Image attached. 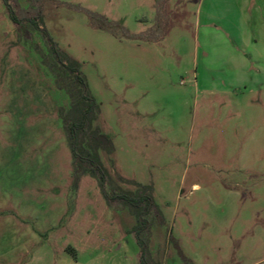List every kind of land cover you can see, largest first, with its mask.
Masks as SVG:
<instances>
[{
	"label": "rangeland",
	"instance_id": "1",
	"mask_svg": "<svg viewBox=\"0 0 264 264\" xmlns=\"http://www.w3.org/2000/svg\"><path fill=\"white\" fill-rule=\"evenodd\" d=\"M8 1L0 264H264V0Z\"/></svg>",
	"mask_w": 264,
	"mask_h": 264
},
{
	"label": "trees",
	"instance_id": "2",
	"mask_svg": "<svg viewBox=\"0 0 264 264\" xmlns=\"http://www.w3.org/2000/svg\"><path fill=\"white\" fill-rule=\"evenodd\" d=\"M7 11L9 12V16L11 18V20L13 22H18L17 18L15 17V14H14V11L12 9V6L9 4V1L8 0H2ZM32 24L38 26L37 22L35 20L32 21ZM78 83L80 85H83V81L78 78L77 79ZM76 115L77 116H74L73 118L76 119V121L73 122V120H69L67 119L65 122H66V130L68 131L69 133V137H70V148H71V151L73 153V156L76 160H81L84 162V159H82L81 157H79L78 153H77V132L79 130H82L85 125L87 124V120H88V116L89 114L87 112H83V111H77L76 112ZM88 155L90 156V154L88 153ZM91 164H94L92 161L90 162ZM82 164V163H81ZM93 171H97V168L94 167V170ZM132 203H134L135 205H137V207H140L142 203H145L147 202L148 203V209L151 207L150 204H149V200L147 199V197H141L137 200H134L132 201ZM145 215V214H144ZM146 221H142V224L140 227H138L134 233L135 237H136V241H137V244L138 246L140 247L141 249V264H148L147 263V251H146V247H145V244H144V241L142 239V233L146 230ZM68 251H70L71 253H74L73 249L72 248H68Z\"/></svg>",
	"mask_w": 264,
	"mask_h": 264
},
{
	"label": "water",
	"instance_id": "3",
	"mask_svg": "<svg viewBox=\"0 0 264 264\" xmlns=\"http://www.w3.org/2000/svg\"><path fill=\"white\" fill-rule=\"evenodd\" d=\"M102 141H103V144H104V145H106V144H107V141H105L104 139H102Z\"/></svg>",
	"mask_w": 264,
	"mask_h": 264
}]
</instances>
